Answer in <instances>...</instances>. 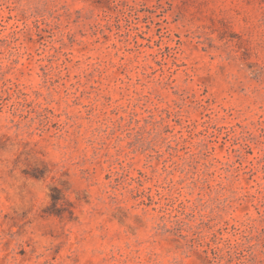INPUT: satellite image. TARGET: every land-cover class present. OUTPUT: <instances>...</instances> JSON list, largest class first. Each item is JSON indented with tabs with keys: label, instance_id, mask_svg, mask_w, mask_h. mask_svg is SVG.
<instances>
[{
	"label": "rangeland",
	"instance_id": "obj_1",
	"mask_svg": "<svg viewBox=\"0 0 264 264\" xmlns=\"http://www.w3.org/2000/svg\"><path fill=\"white\" fill-rule=\"evenodd\" d=\"M0 264H264V0H0Z\"/></svg>",
	"mask_w": 264,
	"mask_h": 264
}]
</instances>
